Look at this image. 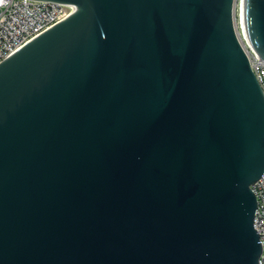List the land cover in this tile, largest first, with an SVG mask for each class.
Here are the masks:
<instances>
[{
	"label": "water",
	"instance_id": "95a60500",
	"mask_svg": "<svg viewBox=\"0 0 264 264\" xmlns=\"http://www.w3.org/2000/svg\"><path fill=\"white\" fill-rule=\"evenodd\" d=\"M0 63V264H259L264 94L235 0H50ZM264 58V0H246Z\"/></svg>",
	"mask_w": 264,
	"mask_h": 264
},
{
	"label": "built area",
	"instance_id": "2783aa9c",
	"mask_svg": "<svg viewBox=\"0 0 264 264\" xmlns=\"http://www.w3.org/2000/svg\"><path fill=\"white\" fill-rule=\"evenodd\" d=\"M71 12L70 6L56 1L0 0V63L27 42L67 18ZM237 30L264 94V58L254 47L248 33ZM251 188L257 199L254 226L262 243L259 264H264V173Z\"/></svg>",
	"mask_w": 264,
	"mask_h": 264
},
{
	"label": "bare ground",
	"instance_id": "6f19581e",
	"mask_svg": "<svg viewBox=\"0 0 264 264\" xmlns=\"http://www.w3.org/2000/svg\"><path fill=\"white\" fill-rule=\"evenodd\" d=\"M234 10L237 28L241 33H248L246 23V0H235Z\"/></svg>",
	"mask_w": 264,
	"mask_h": 264
}]
</instances>
